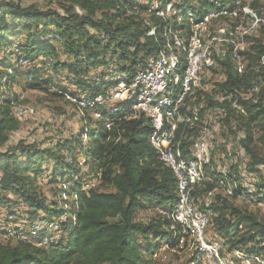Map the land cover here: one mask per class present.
<instances>
[{"label": "trees", "instance_id": "1", "mask_svg": "<svg viewBox=\"0 0 264 264\" xmlns=\"http://www.w3.org/2000/svg\"><path fill=\"white\" fill-rule=\"evenodd\" d=\"M56 1V6L40 9L23 6L21 0H0V201L9 203L11 200L2 194H12L24 205L22 213L28 216L19 219L13 213L8 217L11 222L0 223V228L12 226L14 219L31 223L38 217L47 219L63 212L58 208L60 188L55 189L51 200L39 188L38 180L43 175L50 184L64 180L70 186L62 190L76 200L75 215L62 224L64 237L59 244L36 246L18 239L0 240V264H151L147 257L170 236L172 218L169 215L159 222H145L138 220L137 214L152 207L166 208L171 214L178 199L171 170L149 144V119L132 111L134 100L117 102V111L111 114L109 104L94 103L83 108L76 104L84 115L81 113L83 123L75 138L58 140L47 147L23 140L7 145L10 133L19 127L11 113L13 100L9 92L16 77L21 76L29 88L62 95L50 92L56 81L49 71L52 67L73 85L74 91L69 92L73 99L106 96L110 89L128 85L136 68L157 55L168 42L165 32L170 25L180 19L178 29L185 32L189 30L188 13L194 22L203 21L214 12L210 9L231 0H183L181 8H177L180 0H164V16L156 14L158 10L151 7V0ZM180 9L185 16L180 14L183 19H175ZM144 11H151L148 22L139 16ZM103 41L111 45L101 46ZM112 45L115 54H106L112 52ZM243 55L247 63L244 71L236 73L227 58L231 71L217 86L220 91L230 92L247 90L254 84L258 87L251 98L240 100L246 111L240 114L245 130L240 142L249 157V169L257 171V166L264 165L263 40L254 39ZM48 59L52 60L50 65ZM19 60L28 64L19 66ZM100 64L103 68L96 80L87 79L92 68ZM110 71H118L125 78L111 80L107 77ZM84 127L85 142L81 140ZM80 157L85 158L87 171L78 163ZM92 174L98 178L91 180ZM92 182L99 185H90L85 191L82 186ZM216 198L208 206L213 213L207 228L209 236L216 237L210 235L213 229L223 243L264 255V223L235 208L227 199L230 197ZM252 257L260 262L258 256ZM193 261L201 264L199 254Z\"/></svg>", "mask_w": 264, "mask_h": 264}, {"label": "rangeland", "instance_id": "2", "mask_svg": "<svg viewBox=\"0 0 264 264\" xmlns=\"http://www.w3.org/2000/svg\"><path fill=\"white\" fill-rule=\"evenodd\" d=\"M182 1L183 0L178 1L177 8H181ZM191 2L192 0H189V3ZM234 2L235 7L232 10L234 13H228V15L224 17H213L210 20L204 18L202 29L205 35L212 34L220 38L227 37L232 32L235 42L242 41L238 51L240 52V56L237 55L238 53L234 54L233 48L230 47V45H220L221 47L218 46L217 49L211 50L209 56L212 63L210 66H206L203 71H210L208 88L205 84H201L203 87L201 89H196L192 97V102L198 106L200 116L203 119L206 114H208L209 117L211 115L213 116V113L217 112L218 107L223 110L221 119L218 125H212L211 122L214 119L211 118L209 123L207 122L209 124L208 127H210L207 132L200 130L202 123L201 121L198 122L196 128L187 133L183 149L187 152L196 138H205L208 143L207 155L204 160L199 161L201 174L204 176V180L199 181L195 185L191 195V201L196 206H201V210H206L208 212L205 240L217 248L221 264H264V255L251 253L249 250L246 251L245 249L231 247V242L223 243L222 239L219 238L220 236H218L213 229L209 230L210 235H215L216 237L209 236L207 232L209 220L213 215L212 211L208 209V206L217 200V196L230 197L227 199L235 208L253 214L259 222L264 223V165L257 166V171L250 170L248 167L249 157L245 153L240 142L244 137L245 131L240 123V114H246L240 100H248L251 98L253 93L258 90V87L254 84L247 90L239 89L230 92L226 90L220 91L217 86V84L225 81L227 72H229V70L231 71L229 68L230 62H225L227 58H230L233 70H236V73L240 74L244 71L247 64L245 63L243 52L250 44H253V40L256 38H261L264 42V28L261 29V27H264V0H231L229 2L219 3L220 6L217 5L215 8L210 9V11H228V7H232ZM21 3L23 6L34 5L40 9H47L57 5L56 0H21ZM150 12L151 11H144V13H140L139 16L141 19L147 18L148 22L150 21ZM180 14L185 16L183 10L180 9V12L175 14V19L177 17L183 19ZM45 38H48V36H45ZM20 60L19 66H23ZM217 61L218 63H216ZM95 70L98 69H94L93 72L90 71V75L87 79L96 80L98 74L94 76L93 73ZM49 71L56 80L54 89H50V92L62 95L57 96L52 94V96L49 93L29 88L27 84H23L21 76L16 77L9 94L13 100V104H10L11 113L19 121V127L17 130L10 133L7 145H14L19 140H23L26 143H35L40 147H47L58 140L64 141L75 138L79 133L83 123L81 121V116L84 115V112L79 113L80 108L77 106L79 105L78 101L81 97H78V99H69L65 96L66 94L69 95L70 91H74L73 85L60 71L55 73L52 67H50ZM63 87L66 90H64ZM227 93L228 96L221 98L223 95H227ZM1 95L4 97L6 96L5 92ZM71 99H73V101ZM231 102L239 105L241 104L245 113H241L232 107ZM80 107L83 108V106ZM94 114L95 112L92 113V117L96 118L97 116ZM135 116L136 113L133 114V117ZM86 131L87 127H84L83 134L85 136L81 138L83 142L86 140ZM201 135L202 137H200ZM207 137H210V139H207ZM68 160H70V158H68ZM78 163L82 166L84 171L89 169L85 164V158L80 157ZM45 167L46 166L43 165L42 168L44 169ZM95 177H97V175L92 174L90 179L93 180ZM61 182L50 184L45 175L41 176L38 180L39 188L48 200L53 199L52 193L55 189L57 190V188H60L61 192L58 196V208L63 211L60 215L63 217L67 216V220L73 219L76 200L72 198V194L64 193V190L61 189ZM208 183L212 185L205 188V185ZM98 185L99 183H95L93 188ZM234 194H236V197H231ZM2 195L11 201L9 203H2L0 201L1 224L11 222V220H8V217L13 213L17 215L19 211L20 214H25L24 212L22 213V210L25 208L24 205L19 203L16 197L10 193H4ZM76 197L78 198V196ZM15 201L18 202L17 205L13 203ZM15 210L17 211L14 212ZM164 211L167 212L169 210L162 207L148 208L138 212L137 219L145 222L149 219H154V222H159L161 221V217L166 216L162 213ZM25 216L26 218L28 217L27 215ZM59 216L55 217L58 218ZM172 225H174L173 221H171L168 228L170 236H168L164 242L158 244L152 255L147 257L150 259L151 264H197L193 261V258L196 255L198 256V254L201 257V264H207L208 260L206 259V261H204L203 253H201L199 246L191 237L189 231L178 228L176 225L172 228ZM6 241L14 240H2V242ZM171 241H174L175 244L170 245L169 242ZM252 255L258 256L260 262L258 263L253 257L249 258Z\"/></svg>", "mask_w": 264, "mask_h": 264}, {"label": "bare ground", "instance_id": "3", "mask_svg": "<svg viewBox=\"0 0 264 264\" xmlns=\"http://www.w3.org/2000/svg\"><path fill=\"white\" fill-rule=\"evenodd\" d=\"M137 1L146 2L148 0ZM151 1V7L158 10L156 14L158 16H164V11L162 10L164 0ZM226 15H228L226 11H214L209 12L205 19L210 20L213 17L217 18ZM187 16L189 30L184 32L178 29L180 27V19H178L175 24L170 25L165 32L168 42L159 49L157 55L139 68H136L131 82L128 85L120 84L110 89L108 93L123 92V87H131L136 83H147L149 71L154 70L155 64L159 89L151 90L148 93V84H140L129 91L128 98H120L105 104H109L108 112L111 114L117 111V102L134 100L132 111L139 113L136 107L140 106V113L144 114L149 119V124L151 125L149 144L156 151L158 159L171 170L175 179L176 196L179 200L171 214L168 212L162 213L166 216L170 215L174 225L178 228L188 230L191 237L198 245L199 241L200 244H209L205 240L208 212L206 210H201V206H196L191 201V195L195 185L199 181L204 180V176L201 174L199 161L205 159L208 151V143L207 141L202 142L205 138H196L187 152L184 151L183 144L186 140L187 133L194 130L198 122L201 121L202 125L200 126V130L204 132L210 129L208 123L211 118L214 119L211 122L212 125H218L223 110L218 107L217 112H214L213 116L211 115L209 117L208 114H206L203 119L200 116L198 106L193 104L192 97L196 89H201L203 87L201 85V78L197 75L201 74L206 66H210L212 63L209 56L211 50L217 49L220 45H230V47L233 48L234 54L238 53L237 55H239L240 52L238 51L242 41L235 42L232 32L229 36L221 38L212 34L205 35L202 29L204 21L194 23L193 16L190 13H188ZM190 55L192 56V66L189 69ZM23 62L24 61H21L20 63L24 65ZM51 63L52 60L48 59V65ZM203 63H205V65H203ZM216 63H218V61ZM99 70L100 69L95 70V74H97ZM140 71H142V76H138ZM107 77L114 81L125 78V76L118 71H110ZM187 80H189L188 83ZM108 93L106 96H100L94 99H91L87 95L78 96L81 97L78 104L83 107L91 106L94 103L103 104V98H107ZM141 95L143 96L141 97ZM67 97L69 99L71 98L70 96ZM71 100L73 101V99ZM10 104L12 105L13 103L11 102ZM231 106L239 112L245 113L241 104L232 103ZM171 113L173 117L172 126ZM200 137H202V135ZM198 144L200 152H198ZM176 173L182 178V181L177 180ZM60 185L62 186L61 189H68L70 187L66 182H61ZM90 185L93 186V182L90 183ZM90 185L84 184L82 187L83 189H87L88 186L89 188L91 187ZM177 208L180 218H177ZM67 219V216L63 217L61 215L58 218L50 217L47 219L38 217L31 223L14 219L12 226L0 228V240L5 241L12 238L24 242H31L36 246L56 245L61 243L64 237L62 224L67 222ZM174 225H172V228H174ZM10 229H13V236H3L9 235ZM23 236H27V238ZM212 245L209 244V255L206 256L208 260L207 264H221L218 250ZM200 250L204 258V251H202L201 248Z\"/></svg>", "mask_w": 264, "mask_h": 264}, {"label": "built area", "instance_id": "4", "mask_svg": "<svg viewBox=\"0 0 264 264\" xmlns=\"http://www.w3.org/2000/svg\"><path fill=\"white\" fill-rule=\"evenodd\" d=\"M177 1L178 0H170L169 3H176ZM234 7H235V2L232 4V7H228V11L227 12H231ZM109 44H110V41H103V44H100V45L102 46V45H109ZM106 54H115L113 45H112V52L111 53H106ZM199 62H200V57H199ZM23 64H28V61H24ZM203 65H205V63H203ZM191 66H192V56L190 55L189 69H190ZM102 68H103L102 65H100V66H98V67H96L94 69H102ZM94 69H92L91 71L93 72ZM234 71L236 72V70H234ZM93 74L95 76V72ZM209 74H210V71L202 72L201 74L197 75L199 78H201V84H205L207 86V88H208V80H209V77H210ZM120 76H122V75H120ZM138 76H142V71H140L138 73ZM185 78H186V75H185ZM188 82H189V80H187V83ZM140 84H148V93L151 90H158L159 89V84L157 83V76H156V64H155L154 70L153 71H149V76H147V83H136V84H134L131 87H123V92H111V93H108V97L107 98H103V104H105V103H107L109 101L118 100L120 98H128L129 91L132 88H134L135 86L140 85ZM66 96H67V94H66ZM142 96L143 95H141V97ZM225 96H228V93H227V95H223L221 98H224ZM94 98H96V96H94ZM147 105H149V104H147ZM136 110H139V113H140V106H137ZM172 124H173V117H172V113H171V126H172ZM207 139H210V137H207ZM202 142H206V140H204ZM198 152H200L199 151V144H198ZM169 159H170V157H169ZM176 175H177V180L178 181H182V178L177 173H176ZM84 190L85 191L89 190V186H88L87 189H84ZM177 218H180V215L178 213V208H177ZM14 226H16V225H14ZM3 236H13V229H10V234L9 235H3ZM23 237L27 238V236H23ZM182 240H183V238H182ZM40 242H42V241H40ZM198 246L202 249V251H204V261H206V256L209 255V244H200V241H199L198 242Z\"/></svg>", "mask_w": 264, "mask_h": 264}, {"label": "crops", "instance_id": "5", "mask_svg": "<svg viewBox=\"0 0 264 264\" xmlns=\"http://www.w3.org/2000/svg\"><path fill=\"white\" fill-rule=\"evenodd\" d=\"M67 96H70V97H72V98H74L72 95H67ZM75 97H77V96H75ZM79 113H80V111H79ZM20 213L18 212V214H17V217L19 218V219H25L26 218V214H20ZM13 215V214H12ZM5 224H7V222L5 223Z\"/></svg>", "mask_w": 264, "mask_h": 264}]
</instances>
